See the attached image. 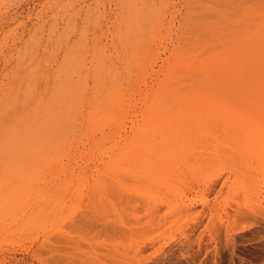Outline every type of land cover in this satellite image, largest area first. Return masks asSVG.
<instances>
[{"label":"rangeland","instance_id":"374dc122","mask_svg":"<svg viewBox=\"0 0 264 264\" xmlns=\"http://www.w3.org/2000/svg\"><path fill=\"white\" fill-rule=\"evenodd\" d=\"M0 264H264V0H0Z\"/></svg>","mask_w":264,"mask_h":264}]
</instances>
